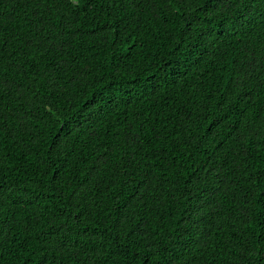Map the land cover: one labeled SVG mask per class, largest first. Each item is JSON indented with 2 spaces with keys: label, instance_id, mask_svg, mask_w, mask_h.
<instances>
[{
  "label": "trees",
  "instance_id": "1",
  "mask_svg": "<svg viewBox=\"0 0 264 264\" xmlns=\"http://www.w3.org/2000/svg\"><path fill=\"white\" fill-rule=\"evenodd\" d=\"M0 264H264V0H0Z\"/></svg>",
  "mask_w": 264,
  "mask_h": 264
}]
</instances>
